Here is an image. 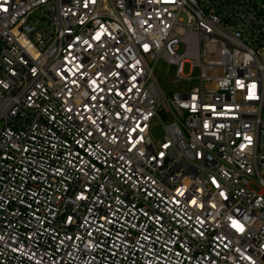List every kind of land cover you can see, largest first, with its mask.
<instances>
[{"label":"built area","instance_id":"1","mask_svg":"<svg viewBox=\"0 0 264 264\" xmlns=\"http://www.w3.org/2000/svg\"><path fill=\"white\" fill-rule=\"evenodd\" d=\"M0 264H264V0H0Z\"/></svg>","mask_w":264,"mask_h":264},{"label":"rangeland","instance_id":"2","mask_svg":"<svg viewBox=\"0 0 264 264\" xmlns=\"http://www.w3.org/2000/svg\"><path fill=\"white\" fill-rule=\"evenodd\" d=\"M183 51V47H179V52ZM190 65L187 63L184 67L185 75L190 74ZM197 76V72H194L193 77ZM155 77L159 81L163 89L171 95L174 92L191 91L196 85L197 80L182 79L177 77V66L169 62L165 58H161L157 61L155 67ZM151 135L154 139L161 140L164 137V128L162 124H154L151 127Z\"/></svg>","mask_w":264,"mask_h":264}]
</instances>
